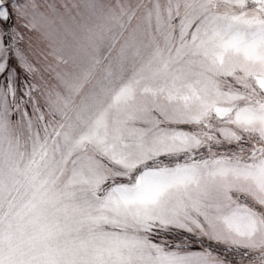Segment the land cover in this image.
I'll return each mask as SVG.
<instances>
[{
  "label": "snow or ice",
  "instance_id": "snow-or-ice-1",
  "mask_svg": "<svg viewBox=\"0 0 264 264\" xmlns=\"http://www.w3.org/2000/svg\"><path fill=\"white\" fill-rule=\"evenodd\" d=\"M0 264H264V0H0Z\"/></svg>",
  "mask_w": 264,
  "mask_h": 264
}]
</instances>
